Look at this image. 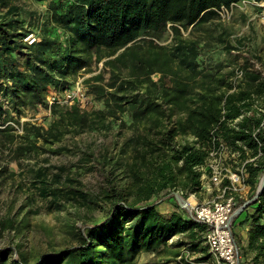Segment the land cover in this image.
<instances>
[{"label": "trees", "instance_id": "obj_1", "mask_svg": "<svg viewBox=\"0 0 264 264\" xmlns=\"http://www.w3.org/2000/svg\"><path fill=\"white\" fill-rule=\"evenodd\" d=\"M232 1L236 0H49L47 18L40 21L17 0H0V95L13 105L49 106V89L62 92L70 88L74 75L89 66L93 56L105 58L106 66L116 61L124 64L137 59L131 47L138 41V47L149 45L144 52L149 62L143 67L151 72L157 56L154 48L159 47L156 40L167 33L168 24L176 30V25L190 32L202 29L218 19L215 8ZM30 32L35 40L28 44L24 37ZM218 42L223 44L220 52L228 57L205 53L204 45L194 42L176 47L174 56L181 55L186 74L173 87L162 82L160 87L152 83L140 89L132 81L114 94V108L107 98L105 108L91 114L81 112L77 102L52 103V120L45 129L25 121L23 133L13 132L12 126L5 125L6 110L0 99L1 142L10 146L16 158L34 156L38 149L61 153L63 145H51L64 135L107 126L106 118H118V113L127 116L129 133L119 146V158L110 165L120 168L123 176L115 181L110 168L100 167L105 183L98 193L86 189L76 177L55 173L48 179L44 167L31 169L42 192L53 196V201L77 202L80 198L103 211L102 218L83 231L77 228L75 245L40 253L35 264H137L143 251L164 253V262H169L182 257L184 246L202 252L196 260L208 258L206 245L200 246L206 225L190 217L172 192L180 190L184 198L196 192L201 177L198 167L207 162L209 150L219 141L241 161L253 157L246 163L251 183L264 170V133L259 127L264 115V76L243 53H238L241 63L230 66L238 58L231 52L234 46L228 38ZM253 57L263 62L261 56ZM237 71L241 76L235 86ZM111 79L109 87L120 77L112 74ZM89 89L98 99L106 96L99 83L89 84ZM76 148L82 154L74 165L85 166L93 155L88 152L91 147ZM111 158L104 160L109 164ZM169 197L174 199V209L165 215L157 205ZM250 207L252 212H248ZM241 213L244 217L239 223L248 225L246 243L241 244L233 230L235 221L232 230L239 255L244 256L242 264H264V187ZM7 224L11 222L0 220L1 227ZM175 235L180 237L169 244ZM0 255L8 261L9 253L0 250ZM17 256L10 264H27L22 252Z\"/></svg>", "mask_w": 264, "mask_h": 264}, {"label": "rangeland", "instance_id": "obj_2", "mask_svg": "<svg viewBox=\"0 0 264 264\" xmlns=\"http://www.w3.org/2000/svg\"><path fill=\"white\" fill-rule=\"evenodd\" d=\"M49 0H17L26 10L33 13L34 17L43 21L48 15ZM231 15L229 19L212 20L205 24L202 29L189 31L179 25L176 30L168 24L167 33L159 40H156L158 48H154L157 56L154 58L151 72L144 70V62L148 61L146 49L149 45L138 47L139 41L132 44L131 52L137 55L136 60L125 61V63L115 62L113 66L104 64L105 58L96 59L92 57L89 66L80 69L72 78V85L80 82L83 85L86 96L83 99L74 100L73 102L64 101L63 96L58 95L59 101L64 105H70L77 101L81 112L93 113V111L105 108V99H109L110 108H114V94H119L129 83H139L140 89L149 88L152 83L160 87L165 82L168 87H173L178 79L186 74L184 66L185 61L181 60V55L174 56L176 47H186L193 42L196 45L203 44L205 53L220 52L222 43L219 39L228 38L234 46L231 50L233 55H237L232 67L241 63V55L247 56L254 66L259 68L264 76V19L261 17L260 9L252 5H240L229 8ZM58 29V27H55ZM58 31V30H57ZM121 50V49H120ZM111 56L114 58L118 52ZM221 57H228L224 52H220ZM261 56L256 61L253 56ZM142 57V58H141ZM141 58V59H140ZM139 59V60H138ZM112 74L119 75L113 87H109L112 82ZM100 76L98 80L92 77ZM92 79V80H90ZM89 80V81H87ZM126 80L127 82H123ZM99 83L105 89V97L98 99L94 93L89 92V84ZM151 84V85H150ZM49 94V93H48ZM50 95V94H49ZM1 102L6 112L3 115L5 125L12 126L18 134L23 133L25 121L40 125L44 129L52 120V109L48 105L42 104L30 105L17 103L13 105L7 96L0 95ZM93 115V114H92ZM91 115V116H92ZM178 115L176 112L175 117ZM127 116L118 113V118L109 116L106 118V125L102 128L86 129L78 134L68 133L62 137L59 142L51 145L57 147L63 145L61 153H56L48 149H38V154L34 156H24L16 158L9 152L10 146L1 142L3 134L0 132V220L4 219L11 222L4 227L0 226V250H5L8 255V261L0 255V262L10 264L12 259L17 260V253L22 252L27 258V264H35L40 253L59 250L66 246L77 243V228L83 229L95 220L103 216L102 208L98 205L78 198L77 202L66 201L59 198L53 201V196L46 195L40 189V184L32 175L31 169L44 167L48 179L59 173L62 176H72L79 179L86 187L94 193H98L105 183L103 171L100 167L110 168L113 172L115 181L121 180L123 176L118 167L113 169L110 165L118 155L121 142L129 133L126 119ZM122 120L125 121L123 125ZM18 137L16 138V140ZM91 147L90 161H85V166H76L75 161L82 154L76 146ZM50 146V147H51ZM45 147H49L45 145ZM104 153L106 154L105 156ZM110 159L109 164L104 157ZM96 157V162L93 161ZM102 162L104 163L102 165ZM226 163L235 165L234 157L226 158ZM118 178V179H117ZM120 185V183H119ZM177 190V189H176ZM181 193L180 190H177ZM193 195L187 196L191 200ZM88 198V197H87ZM194 198V197H193ZM89 199V198H88ZM155 198L153 197V200ZM100 205L108 206L102 201ZM164 214L170 213L174 209L173 197L166 198L157 205ZM6 223V222H5ZM180 236L175 235L168 240V243L175 241ZM203 242L200 246L205 245L204 231L202 232ZM185 239V238H182ZM182 257H177L169 262H164V253L158 251L141 252L137 257V264H191L202 255L201 251H192L187 246L181 247Z\"/></svg>", "mask_w": 264, "mask_h": 264}, {"label": "built area", "instance_id": "obj_3", "mask_svg": "<svg viewBox=\"0 0 264 264\" xmlns=\"http://www.w3.org/2000/svg\"><path fill=\"white\" fill-rule=\"evenodd\" d=\"M252 5L260 9L261 17L264 19V0H236L229 6L219 5L215 10L221 19H229L233 6ZM24 40L28 44L35 40L34 33L30 32ZM241 72L237 71L234 76V85L239 83ZM47 100L49 104L58 102L60 99L57 92L49 89ZM59 93V94H58ZM64 101L73 102L86 96L84 87L76 82L72 87L61 92ZM77 102V101H76ZM264 133V115L259 123ZM229 154V155H228ZM235 155L230 152L228 146L223 142L209 150L207 162L198 167L201 170L200 185L214 192L213 196L203 201L196 200L195 203H187L184 209L194 220L204 223V240L207 247L208 258L205 260H193L191 264H239V250L236 243L232 221L238 204V197L247 187L248 170L246 163L250 159L235 162V165L227 164L226 158ZM235 160V159H234ZM260 175L258 184L260 182ZM258 186V185H257Z\"/></svg>", "mask_w": 264, "mask_h": 264}, {"label": "crops", "instance_id": "obj_4", "mask_svg": "<svg viewBox=\"0 0 264 264\" xmlns=\"http://www.w3.org/2000/svg\"><path fill=\"white\" fill-rule=\"evenodd\" d=\"M234 153H235V155H231V157H234V159H235L234 162L241 161V158L240 157L238 158V154L236 152H234ZM228 158H230V156H228ZM245 159H250L252 161L253 157H247ZM260 175H258L256 177L254 183H251L248 180L249 178L247 177V187L242 192V194L238 197V202H237L238 204H240V205L243 204L245 201L249 200L254 195L256 188H257V185H258ZM213 194H214V192H212L211 190H208L205 187L199 185V188L196 190V192L192 193L191 195H193L195 200L203 201L207 198L212 197ZM247 209H248V212H252V210H253L251 207L247 208ZM159 211L162 212L160 209H159ZM169 214L170 213L165 214V215H169ZM243 217H244V213H241L240 215L238 214L233 218V221H235V226H233V230L235 231V233H237L239 235V241L241 244L246 243V230L248 227V225L245 223L244 224L239 223L240 219H242ZM243 259H244V256L240 255L239 256V264H242Z\"/></svg>", "mask_w": 264, "mask_h": 264}, {"label": "water", "instance_id": "obj_5", "mask_svg": "<svg viewBox=\"0 0 264 264\" xmlns=\"http://www.w3.org/2000/svg\"><path fill=\"white\" fill-rule=\"evenodd\" d=\"M263 187H264V170H263V172H262V176H261V179H260V182H259V184H258V186H257V188H256V191H255V193H254V195L249 199V200H247V201H245L243 204H241L237 209H236V211H235V213H234V215H233V218L236 216V215H238L244 208H246L253 200H255L256 198H257V196L260 194V192H261V190L263 189ZM172 194H173V197H174V199L176 200V202L178 203V205L180 206V207H185L186 206V203H187V200H186V198H184L183 196H182V194L179 192V191H177V190H174L173 192H172Z\"/></svg>", "mask_w": 264, "mask_h": 264}, {"label": "bare ground", "instance_id": "obj_6", "mask_svg": "<svg viewBox=\"0 0 264 264\" xmlns=\"http://www.w3.org/2000/svg\"><path fill=\"white\" fill-rule=\"evenodd\" d=\"M188 199V198H187ZM191 200L195 201V198L191 197ZM189 203H192L189 199H188ZM196 202V201H195Z\"/></svg>", "mask_w": 264, "mask_h": 264}]
</instances>
